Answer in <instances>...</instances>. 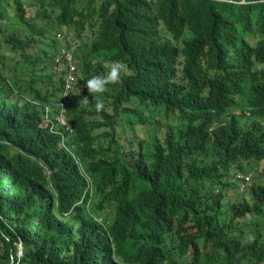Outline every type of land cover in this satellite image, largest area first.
I'll return each mask as SVG.
<instances>
[{"label":"trees","instance_id":"16d2710c","mask_svg":"<svg viewBox=\"0 0 264 264\" xmlns=\"http://www.w3.org/2000/svg\"><path fill=\"white\" fill-rule=\"evenodd\" d=\"M11 3L0 33L12 51L33 40L7 25L32 29L31 15L95 31L65 106L68 144L45 122L63 88L58 49L41 50L50 69L23 88L0 72V264H264V181L248 200L221 194L264 162V0ZM101 52L129 70L107 100L86 87ZM146 106L171 119L162 137ZM133 120L152 134L139 139Z\"/></svg>","mask_w":264,"mask_h":264},{"label":"rangeland","instance_id":"374dc122","mask_svg":"<svg viewBox=\"0 0 264 264\" xmlns=\"http://www.w3.org/2000/svg\"><path fill=\"white\" fill-rule=\"evenodd\" d=\"M151 1H155V0H151ZM0 6L5 9L6 15L9 18H11V16L13 15V11H12L13 7L11 0H1ZM54 15L55 13H52V11L46 12V15H44L43 17H38V16L35 17L31 15L30 21L31 24L33 25L32 29H30V27L26 25H20V24L9 23L7 25V28L5 29L6 33L7 32L11 33L12 30H16L21 35H27L32 38L33 44L31 48L25 49L23 52L17 50L12 51V48L4 43L3 35L0 33V72H3L7 76L12 87H14L15 89H17L18 86L23 88L24 86H26L27 83L31 82L32 78H35L34 75L35 71L37 72V74L44 76L47 73L48 69H50V64H47V66H45V61H44L45 59H43V62L39 61L38 55L41 54V50L44 49L45 47L46 49H50V50L53 49L52 52H54L56 51V49H58L59 45L61 44L60 40L57 41L58 39L56 38V34L57 32H61L62 29H66V28L59 27V29H57L56 26L53 25ZM95 17L96 16H94V18ZM4 22H6L5 19H3L2 23ZM93 25H94V21H90L88 22L86 28L83 31H79V29H77L75 26H70L66 30V33L69 32L72 35H74V37L78 42L77 44L79 46V49L82 47L80 50L76 51L78 55L77 57H75L79 76H80L79 67L81 65L80 62L83 61L84 53L89 51L92 42L91 39L94 35L95 28H92ZM32 30H34V32ZM25 59H29V61H26ZM34 62H37L36 66L33 64ZM108 62L110 61L108 60V55H106V52H101L94 58V62H92L91 64L94 67V69L97 70V74H102L103 72L107 71L104 65ZM41 65L44 67V69L39 70L38 67H40ZM124 75L125 73H122L121 78H123ZM109 93L110 90L108 89V91L105 92L104 94H99V98L101 100H107L109 99V95H108ZM122 106L126 107L127 105L124 104ZM140 109L145 112L146 117L155 116V119L158 122L156 128L158 130L159 136L162 137V135L165 134V130H166L165 124L170 125L172 121L169 120L171 119L166 118L162 113H158L159 108L146 106V107H140ZM90 119L95 120L96 117H90ZM120 119L122 122H125L126 120H130L131 117H128L127 114H121ZM96 120H99V117ZM133 124H134L133 130L136 134L139 135V139L145 140L148 136L152 134V130L154 127L153 128L152 126L149 127L147 124L141 125L135 120H133ZM117 130L119 131V135L117 137L121 138L122 141L124 138L128 137L127 128H122ZM263 168H264V162H260L255 167V169H253L257 171L258 174L256 177L258 179L257 181L254 179L253 181L251 180L250 185L255 183H261L264 181V177H263L264 172H261V169ZM249 174H252V172H249ZM231 181L234 183V186H231L227 188L226 191L221 192L223 196V203L225 205H228L234 202L233 200L241 201L242 200L241 198L248 200L249 196L246 195V192L250 185H248V187L243 193H240L238 191V181L235 179H232ZM237 196L239 197V199L237 198ZM225 210L226 208L224 207L223 211L225 212ZM253 219L255 220V218ZM1 253L2 250L0 247V254ZM4 262L5 264H11V261L5 260L3 261V263Z\"/></svg>","mask_w":264,"mask_h":264},{"label":"built area","instance_id":"2783aa9c","mask_svg":"<svg viewBox=\"0 0 264 264\" xmlns=\"http://www.w3.org/2000/svg\"><path fill=\"white\" fill-rule=\"evenodd\" d=\"M56 38L62 42L57 53L53 58L52 69L57 74L63 73V88L61 98L57 102L58 113L55 116V121L65 130H69L65 121V106L69 102V97L74 91V85L77 82V72L74 58V51L78 47L76 38L70 33L67 36L62 32L56 34ZM63 71V72H62ZM235 178L239 181V189L243 191L250 180L249 174L237 173ZM22 246L19 243L17 258L21 257Z\"/></svg>","mask_w":264,"mask_h":264},{"label":"clouds","instance_id":"9594fccd","mask_svg":"<svg viewBox=\"0 0 264 264\" xmlns=\"http://www.w3.org/2000/svg\"><path fill=\"white\" fill-rule=\"evenodd\" d=\"M62 33H64L65 36H67L68 34H70L69 32L66 33V30L65 29H62L61 31ZM58 33V32H57ZM74 36V35H73ZM56 39V38H55ZM57 40V39H56ZM59 41V40H57ZM62 44V42H61ZM60 44V45H61ZM59 45V47H60ZM58 47V49H59ZM79 47V46H78ZM77 47V49H78ZM76 49V50H77ZM75 50V51H76ZM58 51V50H57ZM57 53V52H56ZM55 56V55H54ZM75 58V56H74ZM75 65H76V61H75ZM104 67L107 69V71L103 72L102 74H98V75H95V76H92L90 79L87 80L86 82V87H87V90L88 92L91 94V95H95V94H104L105 92L108 91V86L109 85H116V84H119L121 83V75L122 73H125L127 74L129 72V70L127 69V67L123 64H121L119 61H111V62H108L104 65ZM52 72H53V69H52ZM63 72V71H62ZM76 72H77V65H76ZM55 73V72H53ZM61 75V74H60ZM63 75V73H62ZM63 77V76H62ZM77 77H78V72H77ZM85 101H87L88 99L85 98L84 99ZM96 110L97 111H100L104 108V104L101 100H97L96 101ZM48 109V108H47ZM50 115V114H48ZM48 115L46 117H48ZM57 115V114H56ZM55 115V116H56ZM54 116V118H55ZM53 118V120L49 117L47 118V120H45V122L47 124H51V127L52 126H56V125H59L55 119ZM60 126V125H59ZM61 127V126H60ZM63 128V132L65 135V137L63 136V132L62 130L61 131H55V133L59 134L61 137H64L63 138V141L61 142H64V143H67L68 144V140L69 138L71 137V134H72V131L71 129L69 128V130H65L64 127H61ZM52 129V128H51ZM262 171V169H261ZM237 173H244V172H236ZM235 174V175H236ZM244 174H249V173H244ZM250 175V180L249 182L247 183V185L250 184L251 180H252V174H249ZM235 180H237L235 177H234ZM238 181V180H237ZM246 185V187H247ZM246 187L244 188L243 191H240L239 189V181H238V191L240 193H243L246 189ZM19 243L18 242L16 245H17V254H18V246H19ZM21 244V243H20ZM22 246V244H21ZM22 254V252H21ZM13 262V261H12Z\"/></svg>","mask_w":264,"mask_h":264},{"label":"water","instance_id":"95a60500","mask_svg":"<svg viewBox=\"0 0 264 264\" xmlns=\"http://www.w3.org/2000/svg\"><path fill=\"white\" fill-rule=\"evenodd\" d=\"M11 263H12V261H11Z\"/></svg>","mask_w":264,"mask_h":264}]
</instances>
